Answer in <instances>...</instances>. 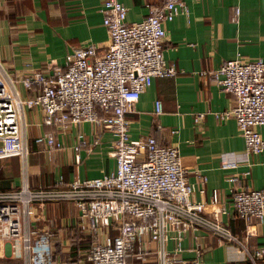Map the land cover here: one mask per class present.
Instances as JSON below:
<instances>
[{"label":"built area","instance_id":"1","mask_svg":"<svg viewBox=\"0 0 264 264\" xmlns=\"http://www.w3.org/2000/svg\"><path fill=\"white\" fill-rule=\"evenodd\" d=\"M190 0H163L150 7L151 14L140 22H127L128 9L121 0H102L104 27L109 44L105 53L94 45L75 48L45 74L22 75L20 83L33 92L23 98L11 83L0 92V157L19 156L25 175L30 155L26 134V109H41L43 125L65 128L87 122L93 131L114 136L109 156L115 169L93 179L76 176L69 190L34 192L27 181L18 191L0 192V243H18L17 256L23 264H54L51 231L34 227L36 202L69 198L74 200L92 242L87 259L91 264H200V251L194 259L182 258V243L189 233L203 229L222 243L242 247L253 264L264 263V247L251 249L248 229L238 238L223 222L230 208L213 190L209 219L206 204L193 199L194 187L187 179L179 146L158 143L153 136L133 139L128 113H135L142 93L154 78L175 77L176 66L168 65L163 42L165 24L180 13L189 14ZM240 10H236L238 18ZM225 93L232 94L236 105L215 112L220 122L233 118L252 155L264 152V59H228L212 73ZM0 78H8L0 60ZM5 86V84L3 85ZM6 89V87H5ZM161 110L157 102L156 111ZM205 113H198L202 120ZM75 148L86 145L82 134ZM50 152L64 144L53 132L35 139ZM76 160L80 161L77 154ZM231 208L244 221H257L264 235V191L240 189L233 192ZM14 246V245H13ZM16 247V246H15ZM16 249V248H15ZM261 262V263H260Z\"/></svg>","mask_w":264,"mask_h":264},{"label":"crops","instance_id":"2","mask_svg":"<svg viewBox=\"0 0 264 264\" xmlns=\"http://www.w3.org/2000/svg\"><path fill=\"white\" fill-rule=\"evenodd\" d=\"M121 1L128 9L129 23L140 22L151 14L150 7L163 2ZM187 8L189 14L180 13L165 24L164 57L178 73L154 78L142 93L136 112L127 115L130 135L133 139L153 136L159 144L179 146L187 179L194 187L192 197L206 204V216L211 218L212 192L218 190L230 208L223 222L240 239L249 229L251 249L264 247L261 225L239 219L231 208L234 191H264V152L252 155L247 151L235 119L220 122L215 118V112L235 107L236 101L212 75L228 59H264V0H190ZM102 9V0H0V60L8 75L5 81L0 78V92L10 90L11 80L21 97L31 98L34 93L20 83L22 75L49 74L56 65L64 67L66 55L75 48L94 45L105 53L109 35ZM198 113L205 117L197 120ZM24 117L31 150L28 172L25 175L19 156L0 157V192L18 191L25 180L34 192L69 190L76 176L93 179L115 169L109 156L111 132H95L87 122L63 129L45 126L41 109H27ZM259 131L264 138V127ZM45 132L55 133L64 147L50 152L37 144L35 139ZM80 134L86 145L78 153L74 148ZM36 208V230L54 235L53 263L91 264L87 253L92 239L82 227L86 222L74 200L38 201ZM182 246L186 260L196 258L200 251V264H252L242 247L222 243L203 229L189 233ZM17 248L13 241L1 242L0 262L6 258L3 264L17 263ZM151 264L156 261L152 259Z\"/></svg>","mask_w":264,"mask_h":264},{"label":"rangeland","instance_id":"3","mask_svg":"<svg viewBox=\"0 0 264 264\" xmlns=\"http://www.w3.org/2000/svg\"><path fill=\"white\" fill-rule=\"evenodd\" d=\"M27 110V109H26ZM34 227H35V224H34ZM6 261V258H3L2 259V262H0V264H3V262H5ZM18 262L17 263H15V264H23V259H19V260H17ZM11 264V263H10Z\"/></svg>","mask_w":264,"mask_h":264},{"label":"trees","instance_id":"4","mask_svg":"<svg viewBox=\"0 0 264 264\" xmlns=\"http://www.w3.org/2000/svg\"><path fill=\"white\" fill-rule=\"evenodd\" d=\"M239 218V217H238ZM240 219V218H239ZM242 220V219H241ZM231 230V229H230ZM233 232V231H232ZM251 262V261H250ZM252 263V262H251ZM253 264V263H252Z\"/></svg>","mask_w":264,"mask_h":264}]
</instances>
